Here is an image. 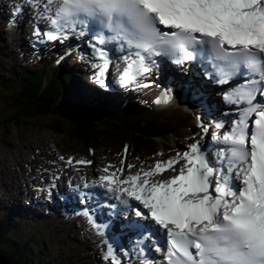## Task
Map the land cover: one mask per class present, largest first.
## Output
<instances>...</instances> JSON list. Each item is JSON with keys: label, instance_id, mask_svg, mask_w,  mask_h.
Wrapping results in <instances>:
<instances>
[{"label": "snow or ice", "instance_id": "1", "mask_svg": "<svg viewBox=\"0 0 264 264\" xmlns=\"http://www.w3.org/2000/svg\"><path fill=\"white\" fill-rule=\"evenodd\" d=\"M41 4L49 27L37 26L35 34L59 43L88 38L101 85L112 45L125 53L124 87H149L145 81L161 61L198 64L204 77L226 86L219 90L222 106L207 110L211 119L197 116L200 132L188 137L185 150L135 172L127 164V174L110 164L75 185L81 203L100 187L146 222L130 225L138 238L129 249L107 238L108 225L84 209L97 235L106 237L103 258L109 264H125L133 254L141 264H264V0H25L14 11ZM171 92L166 88L154 103H170ZM205 137L212 142L202 143ZM66 163L92 161L69 157ZM169 170L174 174L156 178Z\"/></svg>", "mask_w": 264, "mask_h": 264}, {"label": "rangeland", "instance_id": "2", "mask_svg": "<svg viewBox=\"0 0 264 264\" xmlns=\"http://www.w3.org/2000/svg\"><path fill=\"white\" fill-rule=\"evenodd\" d=\"M2 8L0 4V9ZM6 24V18L4 14H1L0 12V47H2V52L5 57V60H10L12 63V68L14 66L17 67H24L22 64H20L19 60H24V64H28V59L31 57L32 52L27 51L28 46L20 45L18 42L15 41L14 35L10 32L3 33L4 26ZM7 45L10 47L9 51H6L7 49H4V46ZM14 47V48H13ZM4 50V51H3ZM8 57V58H7ZM4 66L8 69V63L5 61ZM10 68V67H9ZM0 73H2V70L0 69ZM42 125V123L40 122ZM53 138L49 135L42 133L38 140H37V146L39 148H42L48 144L49 141H52Z\"/></svg>", "mask_w": 264, "mask_h": 264}, {"label": "trees", "instance_id": "3", "mask_svg": "<svg viewBox=\"0 0 264 264\" xmlns=\"http://www.w3.org/2000/svg\"><path fill=\"white\" fill-rule=\"evenodd\" d=\"M22 222L21 219H19L18 217H13V216H6L3 220H0V234L5 235V236H10L12 235L14 232L17 231L18 226L16 224V222ZM41 248H38L37 250V255L35 256L34 254H31L30 257H32V259H34L35 257V263L38 264H44L41 261H49L46 256L44 254L40 253ZM47 264V263H45ZM48 264H51L50 262Z\"/></svg>", "mask_w": 264, "mask_h": 264}, {"label": "bare ground", "instance_id": "4", "mask_svg": "<svg viewBox=\"0 0 264 264\" xmlns=\"http://www.w3.org/2000/svg\"><path fill=\"white\" fill-rule=\"evenodd\" d=\"M18 1V0H17ZM22 4H24L25 3V1L24 0H22V2H21ZM45 21L48 23V21L45 19ZM5 46H7V45H5ZM4 51V50H3ZM6 51H8V50H6ZM47 54V53H46ZM43 57V56H42ZM8 58V57H7ZM45 58V56L43 57V59ZM112 61V60H111ZM38 62V61H37ZM189 62H187L186 64H188ZM0 77H2L3 78V76H0ZM191 79V78H190ZM6 86H0V92H8V90H6L7 88H5ZM212 87V86H211ZM48 89L49 90H51L50 89V87L48 86ZM56 89V88H55ZM89 90V89H88ZM56 91L58 92V90L56 89ZM191 92H189V94H190ZM87 106L89 107V108H91L92 106H93V103H91V102H89V103H87ZM148 149H151L150 147H147ZM4 169H5V171L6 172H8V170H7V168H6V166H4ZM98 196H100V195H98ZM101 198H103V197H101ZM112 201V200H111ZM99 202L100 203H102V200L101 199H99ZM99 203V204H100ZM114 204V203H113ZM99 208H100V205H99ZM49 242H50V245H49V247L52 249L53 248V246H55V248L56 249H58L59 247H60V242H59V240H58V238H54V236H51L50 238H49ZM91 245V242H89L88 244H87V246H90ZM55 253V252H54ZM53 253V254H54ZM52 254V255H53Z\"/></svg>", "mask_w": 264, "mask_h": 264}]
</instances>
